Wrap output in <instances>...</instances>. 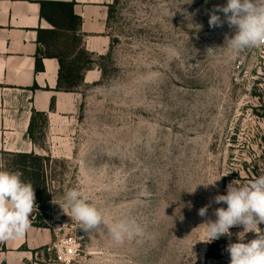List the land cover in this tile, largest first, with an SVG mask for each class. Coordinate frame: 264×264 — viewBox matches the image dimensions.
Listing matches in <instances>:
<instances>
[{"label": "rangeland", "instance_id": "374dc122", "mask_svg": "<svg viewBox=\"0 0 264 264\" xmlns=\"http://www.w3.org/2000/svg\"><path fill=\"white\" fill-rule=\"evenodd\" d=\"M226 2L111 0L106 29L91 45L97 52L82 54L78 40L52 46L53 54L67 56L70 75L60 84L62 115L45 131L36 118L45 161L0 149V169L32 183L41 200L30 219L51 240V228L67 222L70 211L59 204L73 188L108 225L126 219L142 229L121 244L106 227L88 234L74 264H229L226 246L243 227L203 242L202 224L227 205L213 204L207 217L198 210L226 194L229 182L264 174V47L232 58L224 45L233 29L208 23ZM19 93L0 86V132L24 111ZM3 139L14 140L2 133ZM40 167L43 179L34 172ZM255 235L247 232L244 241ZM47 247L38 250L44 257L37 263L56 264Z\"/></svg>", "mask_w": 264, "mask_h": 264}, {"label": "crops", "instance_id": "0c3cea01", "mask_svg": "<svg viewBox=\"0 0 264 264\" xmlns=\"http://www.w3.org/2000/svg\"><path fill=\"white\" fill-rule=\"evenodd\" d=\"M110 2L111 0H0V86L4 90L20 91L18 96L21 108H24V111L15 116L14 123L3 122V132L0 135L3 133L14 139L0 140V149L7 150V154L26 152L43 157L35 138L38 126L36 118L42 117L45 131V128L49 129L48 122L51 123L54 117L62 115L59 110L61 93L57 88L60 66L55 58L56 54L51 52L52 46H59L63 39L67 42L71 37H76L82 51L90 56L97 52L91 45L106 29ZM63 5L70 6V13L76 18L77 24H71L62 14ZM46 53L50 56H46ZM32 118L34 139H30L28 135ZM50 241V231L31 221V227L24 236L3 242L1 262L42 263L41 257L44 254L38 250L47 247Z\"/></svg>", "mask_w": 264, "mask_h": 264}, {"label": "clouds", "instance_id": "9594fccd", "mask_svg": "<svg viewBox=\"0 0 264 264\" xmlns=\"http://www.w3.org/2000/svg\"><path fill=\"white\" fill-rule=\"evenodd\" d=\"M217 13H223V19ZM185 16L190 19L187 13ZM208 23L212 28L227 23L233 29L232 35L226 34L224 45L233 54L232 58L248 49L264 47V0H227L226 4L213 8ZM22 175L19 171L0 169V243L24 236L31 227L30 217L36 207L35 191L31 182L22 180ZM196 187L190 193L195 192ZM221 203L227 207L215 208L216 219L208 218L202 224L205 226L203 242L211 243L222 236H230V228L243 227L241 233L254 232L255 238L245 242L244 235L239 233L237 242L229 243L225 249L230 256L229 264H264V231L259 227L264 224V174L247 183L229 182L226 194L212 197L198 210V215L207 217L209 208ZM59 206L66 214L69 210L72 220L88 234L106 227L117 244L142 231L135 221L126 219L108 225L99 207L76 188L64 194Z\"/></svg>", "mask_w": 264, "mask_h": 264}, {"label": "built area", "instance_id": "2783aa9c", "mask_svg": "<svg viewBox=\"0 0 264 264\" xmlns=\"http://www.w3.org/2000/svg\"><path fill=\"white\" fill-rule=\"evenodd\" d=\"M51 229L53 237L47 251L59 264H74L82 253L88 233L79 228L77 223L72 220L71 212L67 214V222L59 223Z\"/></svg>", "mask_w": 264, "mask_h": 264}, {"label": "trees", "instance_id": "16d2710c", "mask_svg": "<svg viewBox=\"0 0 264 264\" xmlns=\"http://www.w3.org/2000/svg\"><path fill=\"white\" fill-rule=\"evenodd\" d=\"M62 7H63L62 8V14H64L66 16V18L71 22V24H77L78 22L76 21V18H74L71 15V13H70V10H69L70 6L69 5H63ZM55 38L56 37H54V39ZM71 40H78L79 41V39H77L76 37H74V38L71 37L67 41V43H69V41H71ZM82 54H86V55L90 56L88 53H86L84 51H82ZM46 56H50V54L46 53ZM66 57L67 56H62V55H56L55 56V58L58 60L59 66H60V69H59V72H58V85H57V88L58 89H60V84H61V81L63 80V78L65 76H69L70 75L69 73H67V68L69 67V65H67L68 63L65 62V60L67 59ZM36 62L38 63V60L37 59H36ZM37 63H36V67H38V64ZM82 70L85 71V68H82ZM86 70H88V69H86ZM28 135H29L30 139H34V136H33V118L31 119L30 124H29V127H28ZM10 155H16V156H18V157H20L22 159L30 160V162H34L35 161V163H36V161L38 162L39 160H41V162L42 161L43 162L45 161L44 160L45 157H40V156H37V155H35L33 153H26V152H24V153H12ZM32 164L33 163H30V167H28L29 170H32V167L34 166V165L32 166ZM41 167H40L39 170L38 169L37 170H34V172L35 173L39 172L41 174V179H43V176H42L43 169H41ZM26 181H28V178L26 179ZM36 196H38L37 193H35V197ZM40 200H41L40 197H36V200L35 201L36 202H39Z\"/></svg>", "mask_w": 264, "mask_h": 264}]
</instances>
